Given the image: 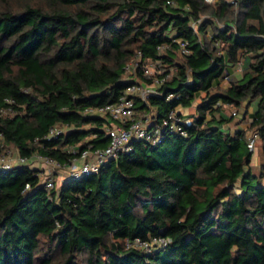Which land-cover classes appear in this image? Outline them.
I'll return each instance as SVG.
<instances>
[{
	"label": "trees",
	"instance_id": "trees-1",
	"mask_svg": "<svg viewBox=\"0 0 264 264\" xmlns=\"http://www.w3.org/2000/svg\"><path fill=\"white\" fill-rule=\"evenodd\" d=\"M136 58L165 66L158 93L132 95L151 123L199 98L185 134L134 140L58 189L28 164L0 169V264H264V165L252 170L248 147L251 130L264 157V0H0V153L64 163L73 145H106L109 120L84 109L151 82L127 74ZM251 103L247 127L221 126ZM155 235L170 241L125 244Z\"/></svg>",
	"mask_w": 264,
	"mask_h": 264
},
{
	"label": "built area",
	"instance_id": "built-area-1",
	"mask_svg": "<svg viewBox=\"0 0 264 264\" xmlns=\"http://www.w3.org/2000/svg\"><path fill=\"white\" fill-rule=\"evenodd\" d=\"M211 2L213 0H206ZM194 24V23H192ZM217 44V41L214 42ZM178 52L187 53L188 47L185 41L177 42ZM167 45H157V50H163ZM156 63L150 61L139 65L138 59L130 60L125 64V70L129 74H133L135 69L140 66L142 74L146 77H151V82L136 80L127 85L125 90L118 96L114 102L105 103L96 107H87L84 113L105 115L109 120L106 127L108 136L107 144L102 147H90V144L83 148H78L77 145L71 147V151L76 153L69 161L64 163L56 158L40 152H33L29 156H24L18 153L14 158L7 153H0V169H8L15 165L28 164L33 167L35 163L43 165V173L40 172V179L46 189H58L59 185L67 178H79L83 174L97 172L100 167L109 159L116 157L120 152L132 149L134 140H142L150 144L160 142L164 131L178 132L185 134L183 129L184 116L177 108H170L159 122L151 123L150 115L143 113L139 115L135 109V101L132 95L138 96L146 101L148 96L153 93H158L159 85L164 81V77H159L156 74L160 71L154 70ZM172 93L169 92L166 98H170ZM231 114L235 115L236 111ZM62 132V129L57 126H52L44 136L49 139ZM255 135L248 138V147L253 150ZM43 174V175H41ZM29 183H25L22 191L29 188ZM170 241V238L165 235H155L149 239H126V246H139L145 252H151L153 249H158L165 246Z\"/></svg>",
	"mask_w": 264,
	"mask_h": 264
},
{
	"label": "crops",
	"instance_id": "crops-1",
	"mask_svg": "<svg viewBox=\"0 0 264 264\" xmlns=\"http://www.w3.org/2000/svg\"><path fill=\"white\" fill-rule=\"evenodd\" d=\"M244 64H245V62H240L239 64H237V65H235L234 67H232V68H230V70H231V73H232V75H239L240 73H241V71H242V68H243V66H244ZM231 75V74H230ZM224 82V83H223ZM220 83L221 84H224V86L225 85H228V78H223L221 81H220ZM205 93L203 92V94H202V92L200 93V95L201 96H203ZM199 99V98H198ZM198 99L195 101V102H197L198 101ZM194 102V104L196 105V103ZM192 107V105H190V106H188V107H182V109H179V111L183 114V116H184V118H185V120L187 121V122H189L191 119H192V117H191V115H189L188 113L189 112H191V110L189 109V108H191ZM245 109V107H243V110ZM253 109H254V107L253 106H249L248 108H247V110H246V113H245V116H244V118H242L241 119V117H237V116H235L234 115V117H233V119L231 120V121H229V122H223L222 124H221V126L223 127V128H230V129H235V128H245V127H247L248 126V124H249V122H250V120H251V113H252V111H253ZM196 110L194 109V112H195ZM221 114L224 116V117H228L229 116V112L227 111V109L226 110H221ZM253 135H255L254 133H253ZM252 135V136H253ZM255 140H256V137H255ZM256 157H258V155L256 156ZM252 158V157H251ZM33 167H36V168H38V169H40L41 170V173H43V165H41V163H35L34 165H33ZM43 175V174H42Z\"/></svg>",
	"mask_w": 264,
	"mask_h": 264
},
{
	"label": "rangeland",
	"instance_id": "rangeland-1",
	"mask_svg": "<svg viewBox=\"0 0 264 264\" xmlns=\"http://www.w3.org/2000/svg\"><path fill=\"white\" fill-rule=\"evenodd\" d=\"M215 0H213V1H211V2H214ZM154 70H156V71H160V73H162L163 72V70H165V66H157V65H155V67H154ZM171 73H172V71H170ZM128 74V73H127ZM129 75V74H128ZM127 75V76H128ZM130 76V75H129ZM128 76V77H129ZM131 76H133V74H131ZM168 77H170V75H168ZM224 83V82H223ZM220 85H224V84H221L220 83ZM202 94H203V92H202ZM251 106H253L254 107V104L253 103H251ZM227 108V111L230 113L231 112V110L232 109H234L233 107L232 108H230V107H225V109ZM178 109H182V107H178ZM190 110H191V112H189L188 114L189 115H194V114H196V111L194 112V109H195V104H192V107L191 108H189ZM242 109H243V107H241L240 109H238V111H237V114L235 115V116H237V117H241L242 116V114H241V112H242ZM183 110V109H182ZM138 112V114L139 115H142L143 113H141V112H139V111H137ZM243 118V117H242ZM241 118V119H242ZM253 135V131H251V130H249V137H251ZM7 154L10 156V157H12V158H14V157H16L17 155H18V152H17V150L14 148V147H10V148H8V151H7ZM258 155V157H256ZM251 165H252V170L253 171H255L256 173H261L260 172V169L262 170V167H260V166H262V165H264V157L263 156H261V153H260V147L258 146V142H257V140H255V142H254V147H253V150H252V158H251ZM42 175V174H41ZM261 180H262V182H264V169H263V174H262V176H261Z\"/></svg>",
	"mask_w": 264,
	"mask_h": 264
}]
</instances>
